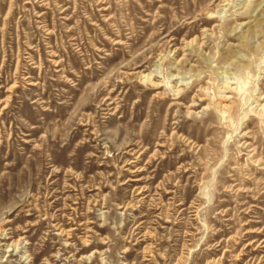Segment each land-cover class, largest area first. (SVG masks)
Returning a JSON list of instances; mask_svg holds the SVG:
<instances>
[{
	"label": "rangeland",
	"instance_id": "rangeland-1",
	"mask_svg": "<svg viewBox=\"0 0 264 264\" xmlns=\"http://www.w3.org/2000/svg\"><path fill=\"white\" fill-rule=\"evenodd\" d=\"M0 264H264V0H0Z\"/></svg>",
	"mask_w": 264,
	"mask_h": 264
},
{
	"label": "bare ground",
	"instance_id": "bare-ground-1",
	"mask_svg": "<svg viewBox=\"0 0 264 264\" xmlns=\"http://www.w3.org/2000/svg\"><path fill=\"white\" fill-rule=\"evenodd\" d=\"M153 83V82H152ZM177 88V87H176ZM178 89V88H177ZM219 102V101H218ZM220 104H221V106H222V108H224V109H228V108H230L231 106H232V104L230 105V104H228L227 103V98L226 97H222V101L220 102ZM220 109V108H219ZM223 111H225V110H223ZM247 141V140H246ZM245 141V142H246ZM248 143V142H247ZM253 153V152H252Z\"/></svg>",
	"mask_w": 264,
	"mask_h": 264
}]
</instances>
